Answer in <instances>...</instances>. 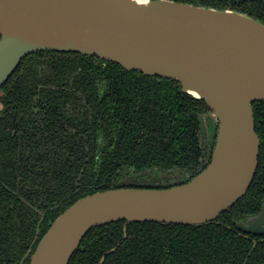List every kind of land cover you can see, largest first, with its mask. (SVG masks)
Returning a JSON list of instances; mask_svg holds the SVG:
<instances>
[{"label":"trees","instance_id":"1","mask_svg":"<svg viewBox=\"0 0 264 264\" xmlns=\"http://www.w3.org/2000/svg\"><path fill=\"white\" fill-rule=\"evenodd\" d=\"M177 1L249 12L230 7L226 0ZM257 18L264 22V16ZM112 65L118 68L107 69L112 92L102 101L96 87V70L101 67L74 53H32L4 84L0 97V264H31L43 235L79 199L123 186L184 184L211 158L209 153L204 166L199 164L201 118L210 112L204 100L181 92L177 79L139 76L115 62ZM37 96L51 108L72 103L79 113L69 121L73 123L81 113L86 116L84 100L94 109L102 107L100 130L78 143L65 134L48 135L49 131L39 136L38 129L44 130L41 118L46 127L53 116L50 110L32 109ZM253 107L261 138L255 198L248 194L218 218L200 224L122 220L95 227L70 264H264V237L238 229L240 221L259 211L264 195V101L254 102ZM75 135L79 134L70 136ZM129 167L182 170V178L169 183L117 184Z\"/></svg>","mask_w":264,"mask_h":264},{"label":"water","instance_id":"2","mask_svg":"<svg viewBox=\"0 0 264 264\" xmlns=\"http://www.w3.org/2000/svg\"><path fill=\"white\" fill-rule=\"evenodd\" d=\"M39 51L94 55L177 79L206 102L219 128L210 163L189 182L123 186L79 199L43 235L31 264H70L95 227L122 220L200 224L245 197L261 150L253 103L264 101L262 20L177 0H149L147 8L118 0H0V91ZM238 227L264 236V201Z\"/></svg>","mask_w":264,"mask_h":264},{"label":"flooded vegetation","instance_id":"3","mask_svg":"<svg viewBox=\"0 0 264 264\" xmlns=\"http://www.w3.org/2000/svg\"><path fill=\"white\" fill-rule=\"evenodd\" d=\"M194 1L217 2V0H194ZM221 2H223V1L221 0ZM225 2H227L230 7H239L241 9H244V11L248 10L249 12H245V13H248L249 15H252L250 13H253L254 15H257V17H258V15L264 16V0H226ZM61 53H64V52H61ZM70 53L78 54L82 57L89 58L90 60H93L94 65L96 66L95 68L101 67V69L96 70L97 75H98V79L96 81V87L98 90L99 99L101 101L104 100V98L108 95V93L110 94L112 92L111 85L109 86V84L112 82L111 74H110V71L107 69H111L112 71H114L115 69L118 70V68L116 66L112 65V63H114V62L102 59V58H100L98 56H94V55H83V54L76 53V52H70ZM115 63H117V62H115ZM120 67L122 70H126L128 72H134L135 74H138L139 76L146 75L149 77L167 78V77H163V76H159V75H152V74L146 73V72L141 71V70H128L125 67H123L122 65H120ZM90 73L93 76L95 75L94 70L90 71ZM181 92L188 94L187 92H185L183 90L182 84H181ZM1 95H2V92L0 91V97H1ZM109 101H111V100H109ZM111 102H113V101H111ZM0 103H1V105H0V113H1V111L3 109V103L1 101H0ZM84 104L86 106V109H85V107H82V110H85L86 116L84 117V113H81V115H82L81 118H77L75 120V122H74L75 124H74L73 122H69V121H73L72 118L78 117L79 113L75 112V109H73L72 103H68L66 105H60L58 108H51V105L49 104V102L47 100L39 98L38 96L35 97L34 105H33L32 109L34 111H42V110L49 111L50 110L49 112H51V115L53 116V120H50L48 122V124H46V127H45V123L42 122L43 118H41V123H42L44 130L42 128H39L37 134L39 136H43V134L46 131H49V133H47L48 135L55 134V135L59 136V135L65 134L62 136L67 138V139H74V140H76L75 142L81 141V138H84V137H86L88 139V137L92 133H94L95 129L100 130V127L102 125V116L104 114V109L102 107L99 108L98 106H96V108L94 109L92 104L89 103L88 101H85V100H84ZM94 110L97 111L96 115L94 114ZM100 110H101V113H100ZM209 110H210V108H209ZM60 114H64V116H62L60 118ZM59 119H61V122H59ZM80 122H81V124H80ZM218 128H219V121L217 120L216 116L213 114L212 110H210V112L208 114H204L202 116L200 130H199V146L201 147V150H202V156L199 160V164L204 166V162L208 158L209 153H211V158L209 159L207 164L203 167L204 169L208 166V164L210 163V161L212 159L214 148H215L216 141H217ZM76 133L79 135L70 136L71 134H76ZM41 150H45V149L41 148ZM259 159H260V155H259ZM259 168H260V162H259V166L257 169L256 176L258 175ZM146 169H152L158 173L156 180H149V182H147L146 184L152 183L154 181H163V182L169 183V181H176L177 179L182 178V173H180L182 170L181 171L175 170L172 173L169 171H162L160 169H153V168H146ZM142 171H144V170H142ZM142 171L141 170L137 171L134 167H129L125 171L124 175L119 179L117 184H134V183L129 182L128 177L133 173H140ZM199 173L200 172H198V174ZM198 174H195L191 179H193ZM256 176H255V178H256ZM135 185H143V184H135ZM258 189H259L258 184H255L253 181V183H252L251 187L249 188L246 195L250 194L251 198H255L257 195ZM263 201H264V195L262 197V202H261V206H260L259 211L256 214L251 215L249 218L256 216L257 214L260 213V211L262 210ZM247 220L242 221V222H246ZM238 229H239V227H238ZM240 231H242V230H240ZM248 234H250V233H248ZM251 235H254V234H251ZM255 236H258V235H255ZM261 237H264V236H261Z\"/></svg>","mask_w":264,"mask_h":264},{"label":"rangeland","instance_id":"4","mask_svg":"<svg viewBox=\"0 0 264 264\" xmlns=\"http://www.w3.org/2000/svg\"><path fill=\"white\" fill-rule=\"evenodd\" d=\"M157 175L158 173L155 170L146 169L140 173L131 174L128 177V179H129V182L134 183V184H146L147 182H149V180H156Z\"/></svg>","mask_w":264,"mask_h":264},{"label":"bare ground","instance_id":"5","mask_svg":"<svg viewBox=\"0 0 264 264\" xmlns=\"http://www.w3.org/2000/svg\"><path fill=\"white\" fill-rule=\"evenodd\" d=\"M118 1H120L121 3L130 1V2H133L134 4H137V5H139V6L143 7V8H147L149 0H118ZM191 92L194 95L198 96V93L196 91H191Z\"/></svg>","mask_w":264,"mask_h":264}]
</instances>
